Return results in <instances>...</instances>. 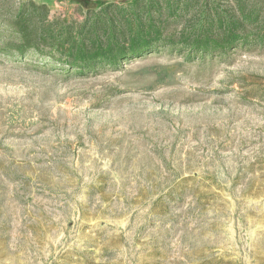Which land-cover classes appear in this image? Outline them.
Wrapping results in <instances>:
<instances>
[{
	"label": "rangeland",
	"instance_id": "1",
	"mask_svg": "<svg viewBox=\"0 0 264 264\" xmlns=\"http://www.w3.org/2000/svg\"><path fill=\"white\" fill-rule=\"evenodd\" d=\"M0 264H264V47L89 74L0 52Z\"/></svg>",
	"mask_w": 264,
	"mask_h": 264
},
{
	"label": "trees",
	"instance_id": "2",
	"mask_svg": "<svg viewBox=\"0 0 264 264\" xmlns=\"http://www.w3.org/2000/svg\"><path fill=\"white\" fill-rule=\"evenodd\" d=\"M87 8L83 22L67 24L49 19L45 4L20 1L0 23V52L45 57L89 74L161 47L186 61L264 47V0H127Z\"/></svg>",
	"mask_w": 264,
	"mask_h": 264
}]
</instances>
